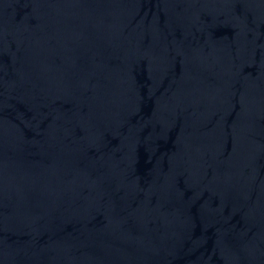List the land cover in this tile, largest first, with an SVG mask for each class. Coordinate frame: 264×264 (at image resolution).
I'll list each match as a JSON object with an SVG mask.
<instances>
[{
  "label": "water",
  "instance_id": "1",
  "mask_svg": "<svg viewBox=\"0 0 264 264\" xmlns=\"http://www.w3.org/2000/svg\"><path fill=\"white\" fill-rule=\"evenodd\" d=\"M0 264H264V0H0Z\"/></svg>",
  "mask_w": 264,
  "mask_h": 264
}]
</instances>
